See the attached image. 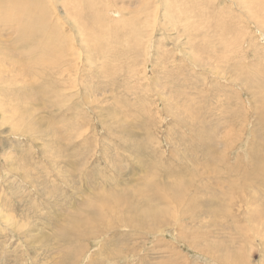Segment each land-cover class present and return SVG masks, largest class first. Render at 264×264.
<instances>
[{"label": "rangeland", "instance_id": "rangeland-1", "mask_svg": "<svg viewBox=\"0 0 264 264\" xmlns=\"http://www.w3.org/2000/svg\"><path fill=\"white\" fill-rule=\"evenodd\" d=\"M240 2L46 0V102L0 82L32 115L0 108V264H264V13Z\"/></svg>", "mask_w": 264, "mask_h": 264}, {"label": "bare ground", "instance_id": "bare-ground-1", "mask_svg": "<svg viewBox=\"0 0 264 264\" xmlns=\"http://www.w3.org/2000/svg\"><path fill=\"white\" fill-rule=\"evenodd\" d=\"M55 1H57V0H55ZM241 1L242 2H240L238 4L241 5L242 7H244V9L246 10V12L248 13L249 16L253 17V19L255 18V20L256 19L259 20L261 18L260 17L261 13L262 12L264 13V11H263L264 0H241ZM45 3H46V0H0V24L4 27V29L13 28L14 31L17 33L14 41L12 40L13 43H11L9 45H5L3 42H1L2 41L1 36H3V35H2L1 30H0V82H1V85L5 84V83L8 84V86L3 85L4 87H2L5 91V96L10 95V93H9L10 89H6L7 87L16 86V85L21 84L19 87L23 88L24 92H23V94L19 93V96L21 98H23V101L25 103L35 102L36 97H38L39 100L42 99L45 101L46 83L44 82L45 81L43 78L44 75H42V79L40 78V76L36 77V75L41 74L43 72H46V28H47L46 25H47V20H46ZM68 3H69V1H68ZM69 4H68V6H70ZM75 4H76V7H74L73 9H75V13H76L77 10L80 8V12H81L79 14V17H80L82 15V12H83V11H81V9L86 8L87 6H83V5L79 6V4H77V3H75ZM104 5H106V3H104ZM96 6L97 5H89L88 7H91V9H93V13H96V12H98L97 11L98 9L96 8ZM252 8H254L255 10H252ZM104 9H106V8H104ZM107 9L111 10L110 8H107ZM107 9L104 11V18H107L106 16H108L106 14ZM179 9H181V8H179ZM71 10H72V8L69 9V7H68V12H71ZM168 10H170V9L168 8ZM166 11H167V9H166ZM72 12L74 13L73 10H72ZM89 15H91V13ZM71 16H73V15H71ZM71 16H69L70 19H71ZM90 17L93 21V24L95 23L97 25V24L102 23L103 16L101 14H98L95 17L94 16L92 17V15H91ZM29 20H34L33 24H30ZM79 22L80 21H78V23ZM129 22H130V19H129L128 23ZM188 22H189V20H188ZM50 30L52 31L54 29H50ZM3 33L5 34V32H3ZM102 33H101V35L96 33V35L98 34V41H99L100 45L103 42V38H105V34H103V36H102ZM56 36L58 38H56V37L55 38L57 40H60V36L58 34ZM100 36H102V37H100ZM101 47L103 48V45H101ZM11 67H13V69ZM11 72H15V75L10 76V74H12ZM30 77L35 81H37L38 79L39 80L41 79L40 85L38 86L39 90H37L38 92H35L32 89V85L34 86L35 83ZM19 87H18V89H19ZM2 88H0V92L4 93ZM29 90H30V92H27ZM19 91H20V89H19ZM19 96H18V98H19ZM14 98H15V96H14ZM14 100H16V99H14ZM45 102H43V103H45ZM19 107H21V101L19 103L18 102L16 103V101L14 102L11 98H9L8 100L6 99L5 103L2 106H0V108H2L3 110L5 108V109H8L11 111V112H9V113H11L10 114L11 118H12V116H14L13 119L15 117H16V120L18 119L17 123L15 124L17 128H21L19 123L23 120V116L25 115L24 114L25 112H26V116H25L26 121L28 118H30V116H32L27 110L24 112L21 109H19ZM8 118L9 117H7V121H8ZM9 120H10V118H9ZM33 124H26V126L34 128ZM251 173H253V172H251ZM251 175H253V174H251ZM105 200H107V199H105ZM111 201H113V200H111ZM102 202L108 203V201H102ZM114 204L115 203H111L110 208L113 207ZM104 207L105 206L103 204H101V208L103 209ZM114 207H116V206H114ZM102 209H100V210H102ZM89 222H91V221H89Z\"/></svg>", "mask_w": 264, "mask_h": 264}]
</instances>
